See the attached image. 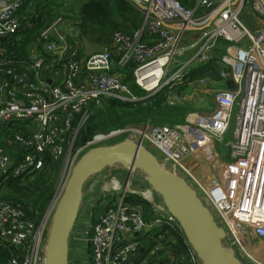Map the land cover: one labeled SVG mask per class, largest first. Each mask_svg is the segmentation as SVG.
<instances>
[{
	"label": "built area",
	"instance_id": "built-area-1",
	"mask_svg": "<svg viewBox=\"0 0 264 264\" xmlns=\"http://www.w3.org/2000/svg\"><path fill=\"white\" fill-rule=\"evenodd\" d=\"M126 1L141 12L142 30L113 32L111 48L85 55L80 49L81 29L63 14L54 11V19L37 31L46 0H0V41L7 43L33 30L28 37L38 45V51L30 54L29 71L14 67L9 52L14 50L0 45V138L11 140L4 142L5 147L0 144V189L8 179H22L44 170L48 160H61L86 126L92 103L146 102L166 91V104L176 106L195 95L212 94L209 110L189 111L177 128L151 124L94 135L75 150L71 164L97 144L131 138L184 178L203 204L224 219L231 234L213 215L229 238L228 247L250 248L249 237L264 242V30L249 29L241 21L249 0H196L201 14L179 0ZM253 10L264 16L260 0H253ZM195 30L200 36L182 46V35ZM221 40L228 45L222 46ZM212 61L220 66L219 81L209 76L190 79L193 65ZM126 75L143 94L131 89ZM227 80L233 88L214 87ZM227 135L230 140L225 141ZM191 159L196 160L195 167L205 164L212 173L208 183L192 173ZM115 192L114 187L101 192L104 210L90 239L93 264H129L138 249L134 236L147 228L183 234L163 204H154L153 220L148 221L142 208L128 200L129 194L139 193ZM145 192L150 193L144 190L141 196L148 200ZM49 210L44 220H50ZM44 228V222L36 225L29 220L20 204L0 201V245L16 252L9 264H40ZM187 258L190 264H201L190 245ZM247 258L252 264H264V255Z\"/></svg>",
	"mask_w": 264,
	"mask_h": 264
},
{
	"label": "water",
	"instance_id": "water-1",
	"mask_svg": "<svg viewBox=\"0 0 264 264\" xmlns=\"http://www.w3.org/2000/svg\"><path fill=\"white\" fill-rule=\"evenodd\" d=\"M260 1L264 7V0ZM83 45L85 55L103 50V46L87 40ZM113 165L145 174L147 183L177 220L201 264H245L227 250L223 243L225 230L186 180L163 167L150 151L131 138L90 148L72 166L50 218L43 264L45 260L46 264H69L68 240L82 204L84 184Z\"/></svg>",
	"mask_w": 264,
	"mask_h": 264
},
{
	"label": "rangeland",
	"instance_id": "rangeland-1",
	"mask_svg": "<svg viewBox=\"0 0 264 264\" xmlns=\"http://www.w3.org/2000/svg\"><path fill=\"white\" fill-rule=\"evenodd\" d=\"M192 1H194V0H185L183 3L184 4L186 3L185 5L188 7V5L191 6L194 3V2L192 3ZM70 2L71 3L61 2V3H58V4L61 6L62 9L65 8L64 6H69L70 9L69 10L66 9L65 12H64V13H67L66 18L74 21L76 23V27L79 28L81 25L79 24V15L80 14H78L79 9H77L78 8V3L75 0H71ZM187 3H190V4H187ZM58 4H56V5L58 6ZM50 5L52 6L51 3H50ZM57 12L58 13H62V11L58 10V9H57ZM128 13H129V11H128ZM256 16H258V17H256ZM77 17H78V19H77ZM240 17L247 20V26L249 27V29H254V27L256 26V21L257 20H263L264 21V16L259 14L257 11L253 10V0H249V3H246L244 5L243 10H242V12L240 14ZM122 18H123V16H119V15H116V14L112 15L111 17H109V19L106 21V23L104 25V29L106 28L105 31L113 30L114 28H120V25L123 24L122 23L123 22ZM41 29H43V28L40 27L37 31H39ZM93 30L97 31L98 29L95 28ZM29 32L27 31L24 34H28ZM33 47L34 46H27V47L23 46L22 48H23V50H26V52L30 56V54L35 53V52L38 51L37 49H35L33 51H29ZM9 52H12L10 60H11V64L14 67H16L17 69L22 70V71H29L31 69L30 68L31 62L28 61V59L27 60H21L20 59L19 52H18L16 46H15V50L14 51H9ZM115 67H116V65H115V62H114L113 63V68L115 69ZM26 69H28V70H26ZM127 77H129L128 80H127ZM124 80L125 81L127 80L129 85H130V80H132V79L130 78V76L126 75L124 77ZM214 87L217 88V89L218 88H223V87H220L219 84H216V83H215ZM200 89L205 90L204 88H200ZM138 93L143 94L142 92H139V91H138ZM211 95L212 94H210V96H207V95L204 94V95H195L193 97H190L189 101H188V104H183V106H181L180 108L185 109L187 113L189 111H199V112H201V111L209 110L212 107ZM111 101L112 100H103V101H100L99 103L92 104L91 107L89 108L90 116H92L94 114L93 110H95L97 112L100 110L99 113L105 111L106 106H109V103ZM141 104L145 105V102L141 101ZM162 105L166 106V107L170 106L168 104L165 105L164 103ZM185 115H184V117H185ZM151 116H154L153 112L151 113ZM98 117L99 118H98L97 123L101 122V125H103L104 124V120H105L104 117L101 114ZM100 117L102 119H100ZM184 117H183V120H184ZM179 121L180 120L172 122V121H169V120H163V121H159V122H154L152 119H148L147 121H143V122H139V123H131L129 121H126L123 124L121 123L119 127L111 128L107 132L95 133L94 135L108 133L109 131H111L113 129L123 128V127H135V128L143 129L147 125H151V124L154 125L155 123H157L158 125H160V123L161 124L167 123L169 126H171L173 128H177L183 123V122L179 123ZM14 129H20V128L14 127ZM121 137L122 138H119L118 140H116L114 142H111V144L119 142V141H121V140H123L125 138V136H121ZM228 140H230V135L225 136V141H228ZM5 141H9V143L11 144V140L9 138L1 136L0 144L3 145L4 147H5V145H4ZM82 145L83 144L80 145V142L78 141L77 144H74L72 146V148L65 153V155L62 157L61 160H59L57 162H51L50 160H48L47 163L45 164L46 168L44 170L38 171V172H34V173H30V174L25 176L24 180L25 181L27 180V181H29L32 184V188L27 189L29 191L27 198H24L23 201H22L23 203H25V205H24L25 207H32L33 211L36 210V209L39 210V209L44 208L43 207L44 206L43 201H41L40 199H36L34 201V203H33L34 206L30 205L32 200L34 199V197L37 198L38 192L36 193V191H37V188L39 187V186L35 187L37 180H40L41 181L40 185L43 186V189L40 190V192H42L44 190L46 192H49L50 190L53 191L52 198L48 202L49 204L45 208L44 212L42 214L40 213L39 217L35 216V218H34V220H35V222L37 224H40V222H44V224H45L44 232H43V234L41 236V240H40V250L42 249V255H41L40 264L44 263L45 252H46V241H47L46 238H47L48 228H49V225H50L49 218H48V220H44L45 214L49 210V208L52 205V203L56 200V198L62 193V191L64 189V186L66 184L69 172H70V168L72 167V164H71L72 161L71 160L74 158V156L76 154L75 150L78 149L79 147H81ZM97 145L102 146L104 144L100 143V144H97ZM218 149L221 150L220 148H218ZM7 151H8V153L10 152V153L16 154L15 150L7 149ZM223 151H224V148L222 149L221 153ZM78 157L79 156H77V159H78ZM190 161H191L190 167H191L192 172H193L194 166L196 164V160L195 159H191ZM202 165H203V168L199 169L201 171L195 169L196 170V175L204 183H208L213 178V175H212L211 172H209L207 170V166L205 164H202ZM112 172H115L116 175H112ZM141 173L142 172L140 170H138V169H126L125 171H122V169H116V167H109V168L107 167L101 173L93 175L85 183V186H86V189H88V192L85 193V197L83 199V201H85V202L82 203V207H84L83 210L86 208L85 206H87V204H89V202L92 200L93 196L96 193L101 194L103 196V193H101V192L104 189H106L107 187H109L108 186L109 183L113 184V182H114L115 183V187H118V189H116L115 194H120L121 191H123L126 186L131 191H135L137 193H139V192L142 193L144 190H142L141 188L132 187L128 183V182H130V180H133V184H135V183L139 184V182H140V180H142L143 176L145 177V175L144 174L141 175ZM128 174H130V177L123 179V177H126ZM119 175H121L123 177L121 178V177H119ZM25 184H26V182H25ZM110 188H112V187H110ZM110 188H107V189H110ZM143 189H148V187H145ZM141 193L133 194V195H135V197H131L130 199H133L135 201L137 199L141 200L142 203H138V202L137 203L140 204V206L142 207L144 216L146 217V216H148L150 214L151 216H149V217H152L153 216V212H154L153 211L154 204L155 205H162L161 197L156 195V194H154L152 192L151 200L150 199L145 200V199L142 198V196H141L142 194ZM8 194H9V192H7V197L12 198V199H10V201L12 203H14L15 199H13V197H11L10 194L9 195ZM45 197L46 196H44V198ZM10 201L8 200V202H10ZM16 203L20 204L18 202H16ZM208 209H210L213 212L212 215H214V218H218L221 221L222 225L224 226V229L226 230V232H228L229 230L226 227L227 224L224 221V219H222L215 210H213L211 208H208ZM81 212H83V211H80V213ZM52 213H53V208H51V210H49L48 215L51 216ZM147 220H150V219H147ZM228 234H231V231H229ZM228 239L229 238L226 235L225 239L223 240L224 245H226V244L229 245L230 244ZM248 243H249L248 245L250 246V248H247L244 245L240 246L238 244H237V247L233 245V246H229V247H226V248L233 256L237 257L243 263L252 264L250 259L247 258V255L248 256H252V257H257L258 259L261 258L264 255V242L260 241V240L252 239L251 237H249ZM239 252H241L246 257L241 256ZM92 256H93V253H92Z\"/></svg>",
	"mask_w": 264,
	"mask_h": 264
},
{
	"label": "trees",
	"instance_id": "trees-1",
	"mask_svg": "<svg viewBox=\"0 0 264 264\" xmlns=\"http://www.w3.org/2000/svg\"><path fill=\"white\" fill-rule=\"evenodd\" d=\"M184 1L185 0H181L180 3L186 6L185 5L186 3L185 4L183 3ZM187 4H190V3H187ZM129 5L130 3L125 0H89V2H87L86 5L79 10V13H80L79 24L81 25L79 29H81V34L83 35V34H87L88 32H96L95 30H93L95 28L98 29L100 32H103L106 29V28L104 29V25L106 21L109 19V17L116 14L119 16H123L124 18V13H128V10H130ZM54 9H58V8H53L50 6V3H48V7L45 9L46 17H43L42 20H38L37 23L35 24L37 29H39L40 27L41 28L46 27L49 24V22H51L54 19L56 15H54V13L53 14L51 13ZM62 12H65V11H62ZM61 14H63V17L67 16V13H61ZM24 38L27 39V34H23L21 35V37L19 36V38L16 37L14 38V40L8 43L1 40L0 45L1 46L5 45L4 47L9 48L10 50H15V46L17 49L19 47L21 48L24 46L25 40H22ZM214 65H216L214 61L210 62L207 65H204V64L193 65L191 69L190 79L195 80V79H198L199 77H204V76H209L210 78L214 79L215 77H217V69L213 68ZM128 79L129 77H127V80ZM130 87L136 93H138V91L141 92L134 85L132 80H130ZM165 94H166V91L155 94L154 96H152L145 102V105L141 104V102L126 104V103H122L120 101L114 100V101H111L109 103V106H106L105 111L101 113H99L100 110L98 112L93 110L94 114L92 116H90L89 114L88 122L86 126L78 134L74 144H77L78 141L80 142V145L85 144V142L93 138L95 133L107 132L111 128L119 127L121 123L123 124L126 121H129L131 123H139V122L147 121L148 119H152L154 122H159L163 120H169L172 122L180 120L179 123L184 122L183 117L187 112L185 109L180 108L183 105H176V106H169V107L163 106L162 105L163 103L166 105ZM152 112L154 116H151ZM100 114L105 119L103 125H101V122L97 123L98 118H99L98 116H100ZM100 119L102 118L100 117ZM154 125H158V124L155 123ZM5 134L9 135L10 133L5 132ZM24 179L25 177L22 179H19V178L8 179V181L5 182L4 184V187H5L4 190L0 189V201H8V200L10 201V199L12 198L7 197V192H9L10 196L13 197V199H15L14 203L15 204L16 202L20 203L21 208L23 209L25 213V216L29 220L34 222L36 225H38L35 222L34 218L35 216L39 217L40 213L42 214L44 212L45 208L49 204L48 202L52 198L53 191L50 190L49 192H46L44 190L40 192V190L43 189V186L40 185L41 181L37 180L36 186H35V187L39 186L36 191V193L38 192L37 198L34 197L30 205L34 206L33 204L34 201L36 199H40L41 201H43L44 208L39 209V210L36 209L33 211L32 207H25L24 206L25 203L22 202L23 199L27 198L28 196L29 191L27 189L32 188V184L27 180L25 181ZM24 181L26 182V184ZM44 196L46 197L44 198ZM128 200L133 202V204L137 206H140V204L138 203H142V201L139 199L135 201L129 198ZM10 203L12 202L10 201ZM164 230L168 232L166 229ZM163 235H164L163 238H166L167 243H169L168 246L171 250V253L176 256L174 260L178 256L181 258L183 257L182 259H179L176 264H185L184 262H186L187 264H190L187 260L186 247L182 243L183 239L181 236L182 235L181 232L178 233V237L174 241L171 238V235L169 232L163 233ZM175 241L176 243L173 244V242ZM15 254L16 252L14 248L1 244L0 245V264H9L10 258L14 256Z\"/></svg>",
	"mask_w": 264,
	"mask_h": 264
},
{
	"label": "crops",
	"instance_id": "crops-1",
	"mask_svg": "<svg viewBox=\"0 0 264 264\" xmlns=\"http://www.w3.org/2000/svg\"><path fill=\"white\" fill-rule=\"evenodd\" d=\"M70 1L71 0H67V1L66 0H46V2H47L46 8L48 7V3H51L52 6L51 5L50 6L53 8H58L61 11H65L66 9L69 10L70 9L69 6H64L65 8L62 9L58 3H61V2L71 3ZM179 1L181 2V0H179ZM192 3L193 4L191 6H188V8L193 9L195 11V14H201L203 12V9L196 6V0L192 1ZM56 4H58V6ZM85 5L86 4L78 5L77 9L80 10ZM130 5H129L130 10H128L129 13H124V18H122L123 24L121 23L122 25H120V28H114L113 30H109V31L104 30L103 32H100L98 30L96 32H88L87 34H83V37H82L83 41L87 40L93 44H99V45L103 46V48L105 46L111 48L110 38H111V35L113 32L120 31V32L129 33V34H134V32L142 30V28H143V16L137 8H135L133 5H131V6ZM54 11H57V9H54L51 13L53 14ZM62 13H64V12H62ZM78 14H80V13L78 12ZM43 17H46V12H44ZM256 17H258V16H256ZM240 19L247 26V20L244 18H241V17H240ZM257 28H261L262 30H264V21L263 20H257L256 21V26L254 27V29H257ZM254 29H252V30H254ZM32 31L31 30H30V32L28 31L29 33L27 35L29 37L32 36ZM28 36H27V39H25V38L22 39V40H25L24 46H26V47L27 46H34L29 51H33L35 49L38 50L37 43H35V41L33 39L29 38ZM145 36H146V34L144 33L142 38L144 39ZM199 36H200V30L186 32L185 34L182 35L181 45L185 46V45L189 44L191 41H193L194 39L198 38ZM20 37H21V35H20ZM9 42H11V40ZM221 44H222V46L228 45L224 41H222ZM82 45L80 46V49L84 52V45L83 46ZM17 50L19 52V56H20L21 60H27L28 59V61H31V58H30L29 54L26 52V50H23L22 47L21 48L19 47ZM114 59L115 60L117 59L116 56L114 57ZM209 63H206L204 65H207ZM216 65H217V67H216ZM216 65L213 66L214 69H217V77H215V79H216V81H219L220 79H219L218 75L220 73V70H219L220 66L217 63H216ZM26 70H28V69H26ZM219 86L220 87L233 88L234 84L230 80H227L224 82V84H219ZM211 88L215 89L213 87H211ZM191 92H192V90L188 93H191ZM198 95H201V94H198ZM110 167H116V169H122V171L126 170V168H124L120 165H113ZM142 174H144V173L142 172L141 175ZM112 175H116V173L112 172ZM119 177L122 178L123 176L119 175ZM128 177H130V174H128L126 177H123V179L128 178ZM128 183L132 187L141 188L142 190L150 191L151 194L153 192L151 187L149 186V184L146 181V176L145 177L143 176V178H142V180H140L139 184L138 183L133 184V180H130V182H128ZM145 187H148V189H143ZM86 192H88V189H86V186L84 184L83 199L85 197ZM153 193L156 194L155 192H153ZM131 197H135V195L129 194L128 199ZM83 202H85V201L82 200V203ZM102 206H103L102 195L98 194V193H96L93 196L92 200L89 202V204H87V206H85L86 208L84 210H83L84 207H82V204H81L77 219L75 221L74 227L70 233L69 240H68V244H69L68 261H69V264H93L92 244H91L90 239L92 236L93 225L96 222L99 214L104 210V208H102ZM80 211H83V212L80 213ZM149 216H151V215L149 214L148 216H146V218L153 220V216L152 217H149ZM150 220H148V221H150ZM167 231L170 233L173 241L177 239V237H178L177 232L175 233L171 230H167ZM181 236L183 239L182 243L186 247V251L188 254L189 245H188V243L185 242V239H186L185 236L183 234ZM163 237H164V235H163L162 229L151 230L150 228H147L144 231L136 234V236H134V239L136 241H138V249H137L136 253L130 257L129 264H173V263L176 264L178 262V260L182 259L183 257L181 258L178 256L174 260V258L176 256L171 253V250L168 246L169 243H167L166 238H163ZM175 243H176V241L173 242V244H175ZM187 260H188V258H187ZM184 263L187 264L186 262H184Z\"/></svg>",
	"mask_w": 264,
	"mask_h": 264
},
{
	"label": "bare ground",
	"instance_id": "bare-ground-1",
	"mask_svg": "<svg viewBox=\"0 0 264 264\" xmlns=\"http://www.w3.org/2000/svg\"><path fill=\"white\" fill-rule=\"evenodd\" d=\"M98 138V137H97ZM191 164V161L189 162V165ZM200 168H203V165L202 164H199V166H194V169H193V174L195 173L196 174V170L195 169H197V170H199ZM199 171H201V170H199ZM198 171V172H199ZM109 187H107V188H110V187H114V188H118V187H115V183L113 182V184L112 183H109V185H108ZM65 187V186H64ZM106 188V189H107ZM124 190H126L127 192H130V193H137V192H135V191H131L130 189H128V187L126 186L125 188H124ZM139 193H141V192H139ZM145 195L146 196H148V198L147 199H151L152 198V195L149 193V192H145ZM58 198V197H57ZM57 198H56V200L54 201V206L52 207L53 208V210H54V207H55V203H56V201H57ZM45 264H46V260H45Z\"/></svg>",
	"mask_w": 264,
	"mask_h": 264
}]
</instances>
